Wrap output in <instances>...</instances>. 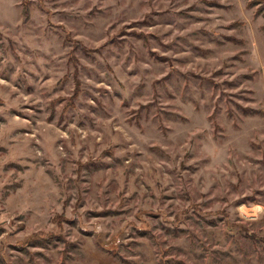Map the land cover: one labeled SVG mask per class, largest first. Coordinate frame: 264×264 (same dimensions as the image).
Here are the masks:
<instances>
[{
  "label": "rangeland",
  "instance_id": "rangeland-1",
  "mask_svg": "<svg viewBox=\"0 0 264 264\" xmlns=\"http://www.w3.org/2000/svg\"><path fill=\"white\" fill-rule=\"evenodd\" d=\"M257 2L0 0V264H264Z\"/></svg>",
  "mask_w": 264,
  "mask_h": 264
},
{
  "label": "trees",
  "instance_id": "trees-1",
  "mask_svg": "<svg viewBox=\"0 0 264 264\" xmlns=\"http://www.w3.org/2000/svg\"><path fill=\"white\" fill-rule=\"evenodd\" d=\"M258 2H263V4H262V6L258 9L257 14L264 10V0H260V1L258 0ZM258 2H257V3H258ZM254 4H255V1L250 2V3L248 4V7L251 8V7H253ZM255 5H256V4H255ZM255 5H254V6H255ZM26 8H27V7H25V6L23 7L24 17H25V18L27 17V14H26ZM263 29H264V28H263ZM47 242H50V241H47ZM47 242H45L44 244H48ZM42 244H43V243H42Z\"/></svg>",
  "mask_w": 264,
  "mask_h": 264
}]
</instances>
